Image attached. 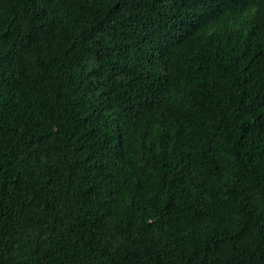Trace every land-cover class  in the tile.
<instances>
[{"label": "trees", "instance_id": "16d2710c", "mask_svg": "<svg viewBox=\"0 0 264 264\" xmlns=\"http://www.w3.org/2000/svg\"><path fill=\"white\" fill-rule=\"evenodd\" d=\"M0 264H264V0H0Z\"/></svg>", "mask_w": 264, "mask_h": 264}]
</instances>
